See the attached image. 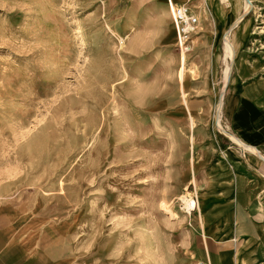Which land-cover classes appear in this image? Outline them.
<instances>
[{
	"label": "rangeland",
	"instance_id": "obj_1",
	"mask_svg": "<svg viewBox=\"0 0 264 264\" xmlns=\"http://www.w3.org/2000/svg\"><path fill=\"white\" fill-rule=\"evenodd\" d=\"M173 1L199 17L185 61L168 0H0V210L63 264L202 263L179 198L238 149L228 85L241 56L264 79V0Z\"/></svg>",
	"mask_w": 264,
	"mask_h": 264
},
{
	"label": "crops",
	"instance_id": "obj_2",
	"mask_svg": "<svg viewBox=\"0 0 264 264\" xmlns=\"http://www.w3.org/2000/svg\"><path fill=\"white\" fill-rule=\"evenodd\" d=\"M236 68L228 85L226 112L235 136L244 144L237 143L236 152L228 151L213 162L203 176L205 185L195 183L200 195L197 227L204 244L203 264H264V211L260 209L261 203L264 207V178L254 167L255 157L249 156L264 153V79L251 77L254 67L244 56ZM2 212L0 264H63L42 250L33 235L17 230L16 222ZM210 214L216 220L223 216L217 228L210 229L215 237L206 230Z\"/></svg>",
	"mask_w": 264,
	"mask_h": 264
},
{
	"label": "built area",
	"instance_id": "obj_3",
	"mask_svg": "<svg viewBox=\"0 0 264 264\" xmlns=\"http://www.w3.org/2000/svg\"><path fill=\"white\" fill-rule=\"evenodd\" d=\"M170 6L171 17L178 34V44L183 54L192 50V36L199 25V18L195 14L190 5L187 3L178 4L173 0H168ZM184 59V61H185ZM194 211V209L192 210ZM203 264V263H200Z\"/></svg>",
	"mask_w": 264,
	"mask_h": 264
},
{
	"label": "bare ground",
	"instance_id": "obj_4",
	"mask_svg": "<svg viewBox=\"0 0 264 264\" xmlns=\"http://www.w3.org/2000/svg\"><path fill=\"white\" fill-rule=\"evenodd\" d=\"M206 1H207V0H206ZM249 3H251V0L246 2V5H245L246 8H245V9L248 8V6H249L248 4H249ZM197 16H198V15H197ZM198 18H199V17H198ZM240 18H241V17H240ZM240 18H239V19H240ZM77 31H78V30H77ZM79 32H80V30H79ZM230 43H231V42H230ZM227 53H228V56H230V54L232 55L233 51H232V47H231V46H230L229 49L227 50ZM184 57H185V54H183V59H184ZM180 69H181V70L179 71V77H180V78H183L186 68L182 65V67H181ZM227 78H229L228 75H227L226 79H227ZM223 96H224V94H222V100H223ZM222 100H221V101H222ZM228 135L230 136V138L234 139L237 143H239V144H241V145L244 144V143L242 144V142H241L238 138H235L234 136H232L231 133H228ZM245 146H247V145H245ZM250 148H251V146H250ZM252 149H253V148H252ZM179 199L182 201V203H181V207H182V209H183V212L186 213L187 218H188L189 215L192 216V210H193V209L196 210V209H197V206H198L197 200H195L194 198H189L187 193H183V194L180 196ZM167 208H168V207H167ZM168 210L170 211L169 213H170L172 216H175V217H178V218H179V212H178V210H177L175 207H171V208L169 207ZM188 214H189V215H188Z\"/></svg>",
	"mask_w": 264,
	"mask_h": 264
},
{
	"label": "water",
	"instance_id": "obj_5",
	"mask_svg": "<svg viewBox=\"0 0 264 264\" xmlns=\"http://www.w3.org/2000/svg\"><path fill=\"white\" fill-rule=\"evenodd\" d=\"M247 1H250V0H247Z\"/></svg>",
	"mask_w": 264,
	"mask_h": 264
}]
</instances>
